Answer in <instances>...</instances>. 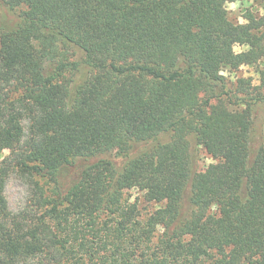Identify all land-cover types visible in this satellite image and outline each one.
<instances>
[{
  "label": "trees",
  "instance_id": "1",
  "mask_svg": "<svg viewBox=\"0 0 264 264\" xmlns=\"http://www.w3.org/2000/svg\"><path fill=\"white\" fill-rule=\"evenodd\" d=\"M233 1L0 0V264H264V17Z\"/></svg>",
  "mask_w": 264,
  "mask_h": 264
},
{
  "label": "rangeland",
  "instance_id": "2",
  "mask_svg": "<svg viewBox=\"0 0 264 264\" xmlns=\"http://www.w3.org/2000/svg\"><path fill=\"white\" fill-rule=\"evenodd\" d=\"M226 9L228 11L229 18L236 23H244V13L246 10H251L257 16L264 17V0H238L233 2L226 3ZM264 31V29H263ZM244 46H235L236 50L244 49ZM229 75L228 73H226ZM239 76H252L256 81L257 74L254 72L252 66H243L237 73ZM231 79H234V74H230ZM260 117L264 118V112L260 111ZM263 124V120H261ZM8 154V150L0 151V161L1 159ZM198 167L203 169L206 165L214 160L210 157L209 154L201 147L198 148ZM79 169V165L71 167L66 174V177H74ZM6 197L9 202V206L12 210L18 209L22 206L26 200L27 196V186L23 184L19 179L11 178L5 189ZM143 193L138 189H129L125 191V197L129 198L130 201L136 199L138 206L141 210L142 216L144 217L149 211L153 210L158 206L157 203H148L143 199Z\"/></svg>",
  "mask_w": 264,
  "mask_h": 264
}]
</instances>
